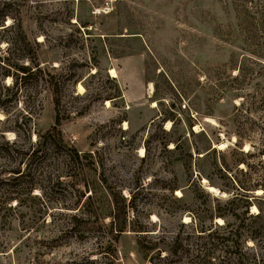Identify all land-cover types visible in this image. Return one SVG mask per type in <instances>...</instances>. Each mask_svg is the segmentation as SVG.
Here are the masks:
<instances>
[{
    "label": "rangeland",
    "instance_id": "1",
    "mask_svg": "<svg viewBox=\"0 0 264 264\" xmlns=\"http://www.w3.org/2000/svg\"><path fill=\"white\" fill-rule=\"evenodd\" d=\"M2 1L0 58L26 61L35 38L56 89L0 110V264H184L149 260L129 226L190 244L217 204L264 258V0ZM56 115L64 144L92 154L82 171L63 142L37 137ZM84 183L90 209L108 212L110 190L133 197L117 240L110 216L78 204Z\"/></svg>",
    "mask_w": 264,
    "mask_h": 264
},
{
    "label": "trees",
    "instance_id": "2",
    "mask_svg": "<svg viewBox=\"0 0 264 264\" xmlns=\"http://www.w3.org/2000/svg\"><path fill=\"white\" fill-rule=\"evenodd\" d=\"M6 17L7 3L6 1H2L0 3V26H3V29L7 27V25L4 26ZM39 44L40 42L35 38L29 39L24 35L22 57L27 60L22 61L21 63H13L9 62L8 57H3V60H6V63L5 65L4 63L0 65V110H5L3 107L6 106L8 101L19 100L20 97L25 100H30L32 98L36 103L40 104V101L35 95L38 94L39 89L42 86L47 87L51 92L54 91V86L56 89V84L53 82L54 74H52L46 67H43L39 61ZM3 60L1 59V61ZM7 76L11 77V83L6 84L3 80ZM2 91L7 92L5 98L1 96ZM52 100L55 107H57L59 105L58 97L53 96ZM31 111L30 108H25V114L30 118L32 117ZM59 126L60 118L56 115L55 124L45 133H37L38 139H46L47 137L52 141L56 139L62 143L63 138ZM27 132L29 134L30 130L27 129ZM28 138H30V135H28ZM33 144V142H30V145L33 146ZM62 145L65 148V156L69 160L70 165L74 164L82 171L83 168L94 163L91 152L86 151L81 153L76 148L65 145L64 142ZM199 173H201L200 170ZM99 181L103 182V178H100V176ZM220 189L222 190V188ZM89 190V185L84 183L83 190H81L80 195L77 197L78 204H80L81 199L85 197V203L83 202V204H85L84 214L93 215L101 225H103L102 221L104 216H110L109 228L110 233L112 234L111 238L117 240L120 233L126 228V211L128 207L132 206L131 202L133 197L126 202V199L120 194V192L110 190L108 194L111 201V208L108 212H104L98 206L90 209L88 204L92 197L90 196L91 192L87 194ZM170 192L173 196L172 188L170 189ZM78 199L80 200L78 201ZM225 204H227V201ZM229 210V207L223 209L221 204H217L214 208H210L208 211L210 225L206 227L200 225L197 227L195 231L198 230L201 232L196 234V238L199 240L193 241L190 244H185L178 233L173 237L174 239L169 242H164L162 246H159L156 240H146V235H148V233L144 226H141L138 229H135L132 226L129 227L133 231L141 232L137 236V245L139 250L145 256H148L149 260L153 259L154 256L152 254L154 253L155 256H158L159 258H166L168 256L174 257L170 259L171 261L180 262L184 259V264H264V258L258 256L255 247L245 246V240H240L241 238H238V234L233 233L231 228H229V223L225 220L226 217L224 213V211ZM260 213L261 211L255 215H250L254 218H260ZM214 216L223 218L224 222H213ZM120 219H122V222H119ZM181 224L184 223L181 222ZM263 230L264 226H259L256 228L255 233L260 235ZM254 242H256V240H254ZM244 247L246 249H244ZM247 249L249 252L246 251ZM151 252L153 253L151 254ZM162 252H164V254H162Z\"/></svg>",
    "mask_w": 264,
    "mask_h": 264
},
{
    "label": "bare ground",
    "instance_id": "3",
    "mask_svg": "<svg viewBox=\"0 0 264 264\" xmlns=\"http://www.w3.org/2000/svg\"><path fill=\"white\" fill-rule=\"evenodd\" d=\"M110 73H111V76H116V73H115V71L113 69H110ZM79 89L80 90L82 89V87L80 85H79ZM169 123H170V121H167V124L165 123L166 124V127H168ZM124 124H126V123L124 122ZM124 127H126V125ZM140 151L142 152V149ZM205 181L206 180L203 178V182H205ZM207 189H209V191H212V192H217V189L215 187H213V186H209ZM176 192H178V191H176ZM252 210L255 211L256 210V207L255 206H252ZM187 218H188L187 216H184V221L187 220ZM218 221H220L219 218H218Z\"/></svg>",
    "mask_w": 264,
    "mask_h": 264
},
{
    "label": "water",
    "instance_id": "4",
    "mask_svg": "<svg viewBox=\"0 0 264 264\" xmlns=\"http://www.w3.org/2000/svg\"><path fill=\"white\" fill-rule=\"evenodd\" d=\"M209 186H211V185H209ZM209 186H208V187H209ZM219 192H220V191H219Z\"/></svg>",
    "mask_w": 264,
    "mask_h": 264
}]
</instances>
